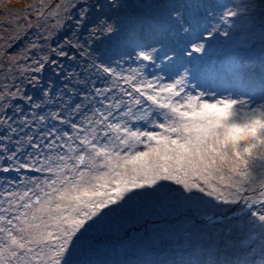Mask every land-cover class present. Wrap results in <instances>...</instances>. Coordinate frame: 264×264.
Listing matches in <instances>:
<instances>
[{
    "label": "snow or ice",
    "instance_id": "1",
    "mask_svg": "<svg viewBox=\"0 0 264 264\" xmlns=\"http://www.w3.org/2000/svg\"><path fill=\"white\" fill-rule=\"evenodd\" d=\"M48 15L20 52L0 45L14 68L0 264H264V178L249 172L264 146H222L209 110L238 101L199 91L264 98V0H63ZM223 170L240 179L210 189Z\"/></svg>",
    "mask_w": 264,
    "mask_h": 264
},
{
    "label": "rangeland",
    "instance_id": "2",
    "mask_svg": "<svg viewBox=\"0 0 264 264\" xmlns=\"http://www.w3.org/2000/svg\"><path fill=\"white\" fill-rule=\"evenodd\" d=\"M62 2L63 0H0V45H7L8 55L12 56L13 50L20 52L37 37L46 34L45 29L51 30L54 27V20L49 17L48 13L55 5ZM70 27L71 23L66 24L63 29L59 30V35L62 37ZM10 71H14V68L10 69L6 59L0 57V83L4 82L3 77ZM49 72L50 69L46 70L44 76L48 77ZM26 90L31 93L32 86L28 85ZM199 91L205 93V98L210 100L229 98L238 101L231 108L230 115L228 105H213L209 110L212 117L209 124L216 130V140L222 146H231L233 151H239L250 142H254L257 147L264 146V114H262L264 107H261L264 105V98L241 90H216L202 87ZM74 99L79 101V97H74ZM153 111L158 115L163 114L169 118H175L170 111L158 106H154ZM249 172L252 182L264 178V156L257 155L252 159ZM239 179L238 174L230 173L228 170L213 171L208 175V186L210 189L223 191Z\"/></svg>",
    "mask_w": 264,
    "mask_h": 264
}]
</instances>
